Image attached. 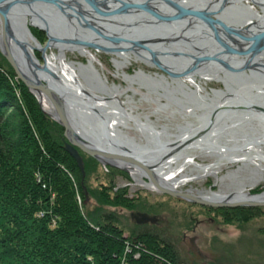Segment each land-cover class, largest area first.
<instances>
[{"label": "flooded vegetation", "instance_id": "obj_1", "mask_svg": "<svg viewBox=\"0 0 264 264\" xmlns=\"http://www.w3.org/2000/svg\"><path fill=\"white\" fill-rule=\"evenodd\" d=\"M46 17L56 25V32L50 34ZM33 19L36 22L32 24ZM9 20L14 35L31 43L27 48L40 64H45L46 54L54 53L58 63L63 57L71 67L76 66L86 94H96L107 104L95 111L111 115L112 108L117 107L131 112L132 116L118 119L113 134L115 144L107 145L105 140V146L113 151L126 148L138 155L140 151L144 161L150 167L160 165L157 168L166 163L167 157L183 152L195 160L198 155L190 154L191 150L215 160L210 164L219 159H222L219 164H223L226 159L220 156L223 150L240 153L250 145L264 151V0H13ZM26 21L33 37H25L21 31ZM0 26L1 38V17ZM11 43L13 52L27 69L23 49L15 40ZM69 52L75 59L69 58ZM105 61L117 67L123 83L109 79ZM118 61H123L122 67L117 65ZM89 68L95 72L90 73ZM55 70L63 75L66 83L65 71L59 65ZM48 79L56 84L51 77ZM92 80L96 81L94 88L90 85ZM66 94L76 95V90L63 86L64 100ZM179 99L193 104L196 114L171 111L163 118V112L171 108L161 103L175 107V100ZM136 102L153 103L156 108L143 113L133 105ZM65 107L68 108L66 104ZM87 111L84 105H78L77 116ZM50 112H53L52 106ZM94 115L92 120L100 119L96 112ZM179 118L182 121L176 120ZM93 126L97 133L104 135L100 121ZM129 129L138 135H132ZM183 136L193 141L179 145ZM68 141L63 126L66 152ZM135 145L142 148L137 150ZM78 150L86 166L87 158L100 162ZM110 162L119 163L115 159ZM138 174L137 179L150 182L144 169ZM238 176L226 173L217 180L227 186L221 181L225 177L231 186ZM190 192L213 197V191ZM218 192L227 191L218 189Z\"/></svg>", "mask_w": 264, "mask_h": 264}, {"label": "trees", "instance_id": "obj_2", "mask_svg": "<svg viewBox=\"0 0 264 264\" xmlns=\"http://www.w3.org/2000/svg\"><path fill=\"white\" fill-rule=\"evenodd\" d=\"M6 65L0 63V264H157L152 253L172 260L171 245L161 248L148 232L134 236L151 253L127 252L121 218L105 208L110 188H88L63 147V126L22 82L19 100ZM91 197L97 204L87 208Z\"/></svg>", "mask_w": 264, "mask_h": 264}, {"label": "rangeland", "instance_id": "obj_3", "mask_svg": "<svg viewBox=\"0 0 264 264\" xmlns=\"http://www.w3.org/2000/svg\"><path fill=\"white\" fill-rule=\"evenodd\" d=\"M69 58L75 59L71 52H69ZM97 58H99L98 55ZM102 58L106 60V58ZM0 63L7 66L1 52ZM104 64L109 79L123 83V77L118 74L117 67L111 61H105ZM11 75L10 81L14 77H17L20 81L18 89L14 87V90L19 100H21L20 83L22 80L16 73ZM35 96L39 101V97ZM136 97L138 98V95ZM122 100H125L124 97ZM39 103L48 115L47 111L49 112V109L47 110L44 100L39 101ZM133 105L137 106V110L143 113H150L156 108L153 103L146 102H136ZM171 111L175 112L173 109L167 110V112L164 111L163 118ZM176 120L182 121V118ZM166 121L165 119L164 122ZM129 132L132 135H138L132 129H129ZM189 153L198 155L195 162L192 163L193 165L190 166L191 168H189L191 173L199 174L203 171V168L198 164L203 166L215 162L212 158L201 157L199 151L191 150ZM75 161L77 162L76 159ZM183 161V159H180L178 163ZM229 162L231 161L225 159L223 164H219L218 177L234 171H237L239 175H246L250 174L252 168H254V165L249 162L246 164ZM77 165L79 167L78 162ZM63 169L76 186L77 181H75L74 175L70 171L68 172L64 166ZM79 169L83 181L87 180L88 188H93V190H98L103 194L105 188H110L104 194L111 201L110 205H106L105 208L120 216L121 223H119V227L123 230V235L127 240V252L133 250L136 252V256L140 255L139 251L142 250L149 253L150 251L144 247L145 242L134 236V233L148 232L154 234L158 241L162 242L161 248L167 247L168 244L172 248L173 255H170L172 260L162 257L159 253H152L159 259L157 264H264V205L212 207L183 200L157 188H149V184H152V182L145 178L137 179L132 171L115 164H103L101 161L98 163L91 158H87V166L84 164V173L80 167ZM37 176L41 177L39 174ZM218 177L207 175L198 178L181 187L180 190L195 193L198 190H204L207 194L211 191H218V189L230 191L228 186L222 185L217 180ZM226 182L229 183L230 180L228 179ZM249 189L252 194H264V179L254 188ZM77 200L79 204L83 205L79 194ZM88 201L87 208H93L97 204L96 199L92 197ZM81 209L85 211L83 206ZM132 213L133 215L145 213L159 218V220L153 223L140 224L131 215ZM131 240L133 243H131ZM122 264H125L124 260Z\"/></svg>", "mask_w": 264, "mask_h": 264}, {"label": "bare ground", "instance_id": "obj_4", "mask_svg": "<svg viewBox=\"0 0 264 264\" xmlns=\"http://www.w3.org/2000/svg\"><path fill=\"white\" fill-rule=\"evenodd\" d=\"M47 18V17H46ZM29 20V19H28ZM47 20L49 21L48 25L45 24L46 26H48L47 28L49 29L50 34H52V32H56L57 28L56 25L52 22V20L50 18H47ZM47 21V22H48ZM36 21L33 19L31 21V23H35ZM21 31L23 32V34L25 35V37H33L31 34V29H30V24L28 23V21H26L24 23V25L21 27ZM12 44V43H11ZM13 48V47H12ZM14 54L16 55L15 51ZM17 56V55H16ZM47 60H48V66L51 69H56V67L59 65L62 69V71H65V76L67 77V82L63 83L64 89H69V90H76V95H72L71 94H66L65 96L67 97V99L64 102V105L66 104L68 108L65 107L66 109V113L69 116V120L70 122L73 124V126L77 129V131H80L79 133L87 140L91 141L92 143H95L97 145H99V147H101L102 149L109 151V152H114V153H119V154H126L131 156L132 158L137 159L139 162H142L144 164H147L144 159H143V155L142 152L139 151V155L137 153H132V152H128L126 151L124 148V150H120L119 151H113V148H108L107 146H105L106 144H115V139L116 136L113 134H115V131L117 129L118 126V119L122 120L123 118H125L126 116H132V114H130L129 112H124V110H127L125 108H122L123 110H118L117 107L112 108L113 112H110L111 115L106 112L105 115H103L100 110L99 111H95L94 109L98 108H104L106 107V102H103L102 100L100 101L99 98L96 97V94H86V90H84V86L80 83V81L78 80V72L76 69V66H70L68 62L63 61V57H61L60 63L57 62V56L56 54L52 53V55L46 54L45 55ZM122 56L124 57V55L122 54ZM18 59H21L20 57L17 56ZM125 58V57H124ZM92 59V58H91ZM121 64H123V61H118L117 65L119 67H122ZM92 66V65H91ZM23 67V65H22ZM92 69V68H91ZM89 68V70L91 71L90 73L95 72V69L91 70ZM88 70V69H87ZM56 71V70H55ZM93 71V72H92ZM8 78L12 77V75L7 74ZM63 77V75L61 76ZM125 78H127L126 74H125ZM101 82V80H100ZM92 84L91 87L94 88L96 87L95 80H92L91 82ZM106 84V82H104ZM73 85L75 87H73ZM107 87V86H106ZM80 91H83L84 93L81 95ZM121 88L119 90V92H121ZM71 92V91H70ZM74 96V98H72ZM83 97L82 99L79 98ZM87 97V98H86ZM90 97V98H89ZM79 98V99H78ZM45 105L47 106V110L51 108L50 103L44 99ZM78 105L83 106L90 111L87 114H79L77 116V108ZM162 106L165 107H169L175 111H179L182 113H185L187 115H194L195 113V106L193 104H189L187 102H183L182 100H175V107H171L169 103L167 102H162L161 103ZM48 112V111H47ZM95 112L96 114H98V118H100L99 120H92L93 117H95ZM124 112V114L122 113ZM124 116V117H123ZM104 118V119H102ZM98 121H100L103 126L102 129L104 131V135L102 136L100 133H97L98 131L95 129V126H93L95 123H97ZM115 121V122H113ZM126 120H123V122ZM100 124V123H99ZM82 128L83 130L81 131ZM85 128H87V132L85 131ZM101 129V128H100ZM94 131V132H93ZM99 132H102L99 130ZM187 135V134H186ZM102 136V137H101ZM121 138H123L122 136H120ZM201 137V136H199ZM107 139V140H106ZM105 140L107 141V143L105 144ZM109 140V141H108ZM191 141H193L191 139V137H187V136H183V138L181 139V142L179 143V145H187L189 144ZM200 145V144H199ZM142 148L141 146H137L135 145V149H139ZM156 155V154H155ZM154 155V156H155ZM220 156H224V158H226V160L231 161V162H241V163H252L254 165V168H252L251 173L250 174H244V175H239L237 180H234V182L231 184V186H228V184L230 183H226L225 182V177H223L221 179V181L225 184H227L228 187L232 188L230 191L227 192H218V191H213V197L216 198L217 200H221L222 198H224L225 196L232 194L231 198H227V199H239L241 197H243L244 194H249L252 195L251 190L249 188H254L256 185H258L263 179H264V151H260L257 147H252L250 145L247 146L246 149H242V152L238 153L235 151H222V153L220 154ZM184 158V161L182 163H178V161ZM223 158V157H222ZM161 157H157V160H160ZM219 161H222V159H219L217 161V163L215 164H207V165H201L200 167L203 168V171L199 174H194L191 173L189 171V168H191L190 166L193 165L192 163L195 162L194 158L191 155H188L187 152H183L177 156H173V157H167L166 159V163L161 167V168H157L160 165L157 166H152V164H150L154 171V175L157 178V180L160 182V184L166 186V187H172L174 189H176L177 191H182L180 190L181 187L189 184L190 182L198 179V178H202L205 177L207 175H214L216 177H218V173H219V167L217 166V164L219 165ZM229 162V163H231ZM119 164V163H116ZM125 166H127V169L129 171H132V173L134 175H139L138 172L143 170L142 167H140V165L137 164H126ZM236 175L238 174L237 171L228 173V176L230 175ZM141 183H143L144 181H139ZM145 183V182H144ZM149 188L152 187V189H155L156 187L154 186V184H149ZM148 187V186H147ZM189 191V190H188ZM183 192V191H182ZM190 192V191H189ZM211 195V194H210ZM263 199H264V194H263ZM143 224V223H140ZM139 256V255H137ZM223 264H229V263H223Z\"/></svg>", "mask_w": 264, "mask_h": 264}, {"label": "water", "instance_id": "obj_5", "mask_svg": "<svg viewBox=\"0 0 264 264\" xmlns=\"http://www.w3.org/2000/svg\"><path fill=\"white\" fill-rule=\"evenodd\" d=\"M13 0H0V17L2 23L3 33L0 38V50L3 55L9 61V63L14 68L15 73L22 80V82L28 87V89L33 92L35 95L39 97V101H43L45 98L51 103L53 112H47L49 116L53 117L57 120L62 126L65 127V136L68 138V143L66 144L67 151L77 160L79 167L84 173V161L81 156L78 148L82 149L87 154L97 158L103 164H112L110 162L111 159H115L119 162V164H115L116 166L127 169L126 164H137L140 165L148 174L150 181L154 184V186L164 192L168 193L174 197L188 200L191 202L201 203L204 205L212 206V207H224V206H255V205H264L263 194H244L243 197L239 199H227L231 198L232 194H229L222 198L221 200H217L214 197L197 195L191 192H182L177 191L174 188L166 187L157 180L155 177V173L152 168L148 164H144L139 162L137 159L132 158L126 154H117L106 151L99 147V145L92 143L91 141L85 139L77 129L73 126V124L69 120V116L66 113L64 98H63V78L48 66V60L46 58V62L44 65L40 64L33 54L27 48V44L32 46L26 39L17 38L13 30L11 29V24L9 20L10 15V6ZM48 25V23L46 22ZM48 27V26H46ZM48 29V28H47ZM49 30V29H48ZM11 40H15L23 49V57L26 59L28 68L22 67L17 56L14 54L12 49ZM51 40H54L51 38ZM58 41H63L61 39H57ZM84 45L85 42H81ZM50 45L48 43L47 47ZM46 47L43 48L45 52ZM48 77H51L55 81V85L49 82ZM41 103V102H40ZM124 150V149H123ZM128 170V169H127ZM138 223H146L148 221L155 222L157 220L156 217L149 216L145 213H140L137 215H133Z\"/></svg>", "mask_w": 264, "mask_h": 264}, {"label": "built area", "instance_id": "obj_6", "mask_svg": "<svg viewBox=\"0 0 264 264\" xmlns=\"http://www.w3.org/2000/svg\"><path fill=\"white\" fill-rule=\"evenodd\" d=\"M12 80H11V83L13 84V86L16 88V89H18V85H19V80H18V78L17 77H14V78H11ZM18 91V90H17ZM19 92V91H18ZM18 94V93H17ZM40 215H44V212L42 213H40Z\"/></svg>", "mask_w": 264, "mask_h": 264}]
</instances>
